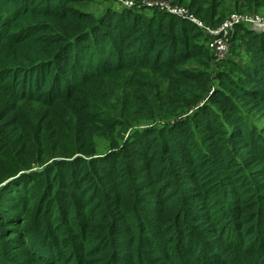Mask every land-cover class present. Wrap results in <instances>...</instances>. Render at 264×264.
<instances>
[{"label":"trees","instance_id":"trees-1","mask_svg":"<svg viewBox=\"0 0 264 264\" xmlns=\"http://www.w3.org/2000/svg\"><path fill=\"white\" fill-rule=\"evenodd\" d=\"M103 1L0 0V264H264V33L224 105L197 25Z\"/></svg>","mask_w":264,"mask_h":264},{"label":"rangeland","instance_id":"rangeland-1","mask_svg":"<svg viewBox=\"0 0 264 264\" xmlns=\"http://www.w3.org/2000/svg\"><path fill=\"white\" fill-rule=\"evenodd\" d=\"M213 1V0H212ZM126 2H133L134 5L135 3H138L139 6L140 4L145 5L148 2H165L168 3L171 8H182L184 10L188 11L189 15L194 16V18H196L197 20H199V22H201V24H203L204 26L208 27V28H212L210 26H208L206 24L205 21L201 20L199 17V15L196 13L197 10L196 8L192 5L191 0H104L103 2L99 3L98 5H95L92 7V12H94L95 14L102 15L105 11V9H110V8H115L119 11H123L125 9H127L128 7L125 5ZM235 0H220L217 2V4H219V8H218V13L219 15H221L222 19L227 20L229 17L233 16V15H257L260 16L261 18H264V9H260L257 11V13H255V11L253 12H249L246 9V6L244 5V7H242V5L239 6H235L234 4ZM211 3V1H210ZM206 8H208V5H205ZM125 8V9H124ZM141 8H145L144 6H140V8L138 10H144L146 13V16H151L153 15V12L146 10V9H141ZM193 8V9H192ZM236 8H242V10H244L245 12H239L236 10ZM195 9V10H194ZM157 11L164 13L165 14V19H167L168 22V18L167 16L170 15L167 11H160V9H158ZM197 15H196V14ZM155 14V13H154ZM168 14V15H167ZM171 16V15H170ZM178 18V17H176ZM181 21H184V23H189L190 21H188V19H183L180 18ZM182 24L180 23L178 30H179V35L182 36V32L184 30H188V32L185 34V36H183V38L186 41H189L190 43V47L187 48V53L190 52H202V55L200 57L197 58V61L194 59L191 64H185L184 67L185 68H194L200 71H208L209 74H211V76L216 78L215 83L212 85L209 89V96H214L219 99L217 100L220 103H223L224 105H226V103L230 100H234V102H237L240 100V93H238L232 86H231V82L235 81L237 82L238 80V76L232 72V69L234 68V66H239V67H243L246 64H248L249 62H251L250 60V56L245 54L244 49L240 46L238 50H235L233 52L230 53L228 59L219 69L218 73L217 70H211V66L210 68L206 67L204 65L205 62H208L209 55L212 58V38H208L207 34L205 33H200L197 31H193L192 29L188 28V27H184V29L182 28ZM216 29V28H213ZM231 44V43H230ZM236 45L238 46V44L236 43ZM181 48V47H180ZM208 53V56L206 55ZM207 56V57H205ZM213 68V67H212ZM214 73H217L216 75H213ZM214 108H218L217 106H215Z\"/></svg>","mask_w":264,"mask_h":264},{"label":"built area","instance_id":"built-area-1","mask_svg":"<svg viewBox=\"0 0 264 264\" xmlns=\"http://www.w3.org/2000/svg\"><path fill=\"white\" fill-rule=\"evenodd\" d=\"M125 5L128 8H134L144 6L150 10L160 9V11H167L169 14L188 19L191 23L197 25L203 33L207 34L208 38H212V58L214 66L228 60L231 53V41L234 35L235 28L239 25H244L248 29H251L257 33H264V18L257 15H233L229 17L220 27L213 29L208 28L201 24L199 20L194 16L189 15L187 10L182 8H171L168 3L165 2H148L145 5L133 2H126Z\"/></svg>","mask_w":264,"mask_h":264}]
</instances>
